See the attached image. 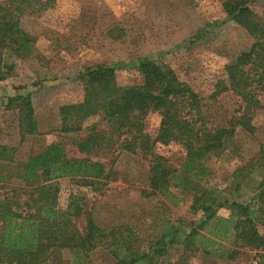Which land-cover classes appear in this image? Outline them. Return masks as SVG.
Returning <instances> with one entry per match:
<instances>
[{"label":"rangeland","instance_id":"374dc122","mask_svg":"<svg viewBox=\"0 0 264 264\" xmlns=\"http://www.w3.org/2000/svg\"><path fill=\"white\" fill-rule=\"evenodd\" d=\"M253 9L264 20V0H254ZM20 28L35 39L24 58L10 61L11 69L3 67L0 76V146L13 150L12 163H0V199L12 200L13 208L27 212L26 187L18 179L20 167L27 159L52 143H60L69 159L88 158L99 161L109 171L107 179L92 186L76 180L57 182L56 207L64 211L72 196L82 199L84 215L75 218L76 227L83 230L85 214L105 236L81 261L75 252H54L45 264H114V247L124 241L128 254L144 256L135 264H174L185 259L186 264H260L264 251L238 249L228 241L214 237L211 227L199 229L206 219L202 211H191V197L170 188L171 195L145 197L148 190V162L140 155L129 153L121 140L109 142L107 125L99 117L88 119L78 133L61 134L59 108L83 99L80 77L86 68L97 65L113 67L119 86L141 83L136 67L151 60L170 68L177 78L203 98L199 125L208 128L224 126L236 114L240 100L230 91L220 92L224 67L231 64L253 40L245 30L229 19L220 0H55L52 9L40 16H26ZM214 98H211L214 94ZM29 95L39 135L20 139L17 112L9 100ZM160 117L150 113L144 121V131L154 137ZM106 135L110 145L103 152L85 154L76 142L90 133V127ZM252 132L239 128L224 149L211 156L206 165L209 175L202 185L214 194L215 216L227 218L230 211L220 204L237 202L255 205V189L264 179V115L257 113ZM158 154L176 167L183 153L174 144L155 146ZM215 221V220H214ZM216 224V223H215ZM171 227L175 232L157 239ZM264 233V212L257 225ZM196 230L214 238L215 247L183 246L185 237ZM173 232V231H172ZM177 241L169 244L168 240ZM131 256H128V258ZM231 257V258H230Z\"/></svg>","mask_w":264,"mask_h":264},{"label":"trees","instance_id":"16d2710c","mask_svg":"<svg viewBox=\"0 0 264 264\" xmlns=\"http://www.w3.org/2000/svg\"><path fill=\"white\" fill-rule=\"evenodd\" d=\"M220 2L225 15L253 40L248 50L224 67L225 79L218 93L230 91L240 100L236 114L224 126L199 125L196 119L202 117L204 99L181 82L170 68L147 60L136 67L141 76V83L136 85L119 86L113 67L86 68L80 77L83 99L59 108L61 125L58 131L78 133L84 122L99 117L98 123L107 125L109 142L122 139L129 153L140 155L148 162V190L142 191L145 197L168 194L179 202L182 198L179 200L169 192L170 188L179 190L191 197V211L206 214L199 229L211 227L214 237L221 242L228 241L235 248L258 252L264 251V233L257 228L264 212V179L255 189V205L220 204V208L230 211L227 218L211 212L216 198L202 185L210 172L206 161L230 143L237 129L252 132L251 121L257 113L264 115V20L254 11V0ZM54 5L55 0H0V71L3 67L11 69L10 61L24 58L35 42L20 28L21 19L40 16ZM2 79L4 77L0 76ZM9 105L17 112L20 139L39 135L30 96L18 95L9 100ZM150 113L160 117L154 137L143 129ZM89 129L88 136L76 142L79 152L90 154L109 148L107 144L102 146L106 142L103 131H97L94 125ZM156 144L179 147L184 155L180 164L176 167L169 164L168 158L156 153ZM13 159V150L0 146V163H12ZM18 165L21 169L17 177L26 187L28 201L24 205L28 211L15 210L12 200L0 199V264H45L52 253L61 250L75 252L74 259L81 261L83 254L95 249L106 237L100 234L87 214L84 229L76 227L75 218L84 215L82 199L72 196L66 210L57 209L55 182L72 179L80 185L92 186L107 179L109 171L99 161L67 158L60 143L48 145ZM167 231L157 239L156 245H165L164 237L175 232L171 227ZM174 241L177 240L171 238L168 243ZM182 243L186 250L197 244L196 249L202 247L205 253H208L205 245L211 248L217 245L214 238L200 235L196 230H192ZM124 244L122 241L114 247V264H135L144 257L139 253L126 255L129 250ZM69 264L78 263L71 261ZM174 264H186V260L180 259ZM260 264H264V254Z\"/></svg>","mask_w":264,"mask_h":264}]
</instances>
